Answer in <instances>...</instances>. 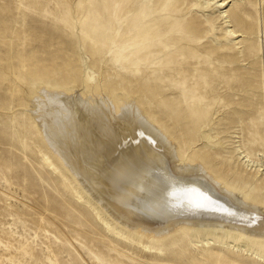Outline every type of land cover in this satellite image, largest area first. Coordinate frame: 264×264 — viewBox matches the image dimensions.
Returning <instances> with one entry per match:
<instances>
[{"label": "rangeland", "instance_id": "obj_1", "mask_svg": "<svg viewBox=\"0 0 264 264\" xmlns=\"http://www.w3.org/2000/svg\"><path fill=\"white\" fill-rule=\"evenodd\" d=\"M41 87L134 97L263 204L264 0H0V264H264V239L226 227L152 248L112 231L37 126Z\"/></svg>", "mask_w": 264, "mask_h": 264}, {"label": "bare ground", "instance_id": "obj_2", "mask_svg": "<svg viewBox=\"0 0 264 264\" xmlns=\"http://www.w3.org/2000/svg\"><path fill=\"white\" fill-rule=\"evenodd\" d=\"M73 89L41 87L31 104L33 116L53 153L103 205L106 218L116 221L112 231L123 235L119 226L128 228L143 247L177 230L196 233L194 226L264 239V203L204 157L182 153L134 97Z\"/></svg>", "mask_w": 264, "mask_h": 264}]
</instances>
